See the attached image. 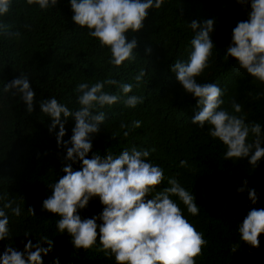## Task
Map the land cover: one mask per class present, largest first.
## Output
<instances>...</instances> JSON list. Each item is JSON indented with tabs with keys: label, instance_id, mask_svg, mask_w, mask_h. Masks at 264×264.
<instances>
[{
	"label": "trees",
	"instance_id": "1",
	"mask_svg": "<svg viewBox=\"0 0 264 264\" xmlns=\"http://www.w3.org/2000/svg\"><path fill=\"white\" fill-rule=\"evenodd\" d=\"M72 15L69 0H58L53 10L46 12L26 0H13L9 13L0 17L11 26L10 31L21 33L19 38L0 36V195L14 199L22 208L20 217L10 215L11 240L0 241V253L9 243L23 250V235L29 231L32 235L27 239L33 243L41 235L54 241L52 252L43 257L44 264H51L54 257H59L61 264H114L102 253L74 249L67 233L60 234L56 229L59 217L42 209L43 200L52 193L49 184L64 175L61 169L70 162L64 160L66 149L57 145L59 126L49 132L51 120L41 112L38 101L55 95L75 108L73 89L78 83L115 78L135 84L133 77L143 70L145 76L133 93L142 95L144 103L135 109L122 104L106 109L105 124L92 136V152L118 154L133 144L155 147L152 158L165 169V175L175 174L187 190L192 189L196 203L202 207L196 217L185 212L208 240L203 255L196 258L197 264H264V233L258 237L259 247L242 243L236 252L231 251L233 244L241 243L237 227L250 207L264 208V158L255 168L248 158L225 161L223 145L208 137L207 126L199 129L191 124L199 110L196 100L184 92L169 69L176 59L188 57L193 33L187 24L214 20L210 38L218 49L214 50L211 67L198 79L219 81L227 89L225 106L230 108L229 101L234 98L244 105L248 119L264 124V98L253 100L248 96L249 91H259L256 83L250 75L234 71L235 59L227 61L224 56L232 29L238 21L247 19L246 11L236 0H166L161 8L149 10L141 30L126 33L127 40H137V59L119 69L111 65L108 49L101 48L95 38L76 25ZM25 24L31 25V30L24 28ZM148 48L150 53L145 51ZM20 73L29 76L35 92L37 102L32 113L26 111L19 97L3 92L4 84ZM106 89L117 91L108 85ZM133 120L142 121V126L125 137L127 129L120 125ZM74 125V118H68L64 141L70 139ZM182 159L190 167H179ZM80 166V162L72 165L73 170ZM244 180L260 194L254 206L247 192L236 191ZM165 186L162 182L157 188ZM29 207L34 215L28 212ZM101 210L99 198L94 197L78 212L84 218Z\"/></svg>",
	"mask_w": 264,
	"mask_h": 264
},
{
	"label": "clouds",
	"instance_id": "2",
	"mask_svg": "<svg viewBox=\"0 0 264 264\" xmlns=\"http://www.w3.org/2000/svg\"><path fill=\"white\" fill-rule=\"evenodd\" d=\"M26 3L46 12L53 10L58 0H26ZM165 3L166 0H69L72 21L95 38L101 48L108 49L110 63L117 69L126 68L137 59V40H127L126 33L141 30L149 10L159 9ZM236 3L246 11L247 19L238 21L232 29L224 56L227 61L235 59L234 71L252 77L259 91H249L248 96L259 100L264 98V0H236ZM12 5L13 0H0V17L9 13ZM187 25L193 33L188 57L176 59L169 69L184 92L196 100L199 110L192 116L191 124L199 129L207 126L208 137L223 145L225 161L248 158L255 168L264 158V124L248 119L244 105L234 98L229 101L230 108L225 106L227 89L219 81H199L214 62V50L218 49L210 38L214 20L199 23L193 20ZM10 27L0 21V36L19 38L21 33L10 31ZM23 27L31 30L29 24ZM145 51L150 53L151 49ZM144 76L143 70L137 73L133 77L135 84L115 78L78 83L73 89L75 108L60 102L55 95L38 101L41 112L51 120L49 132L59 126L57 145L66 149L64 160L70 162L61 169L64 175L49 184L52 193L43 200L42 209L59 217L56 229L60 234L67 233L74 249L102 253L114 264H197L196 258L203 255L208 240L188 215L198 216L202 207L196 203L192 189L187 190L175 174L165 175V169L152 158L155 147L133 144L118 154L92 152V136L105 124L106 109L118 104L135 109L144 103L142 95L133 93ZM106 85L117 91L107 90ZM3 92L19 97L26 104V111L33 112L37 101L28 75L20 73L18 78L5 83ZM68 118H74L75 125L70 139L64 141ZM141 126L140 120L120 125L127 129L125 137ZM77 162L80 169L73 170L72 165ZM178 166L190 167L186 159L180 160ZM162 182L166 186L158 190ZM236 191L247 192L253 206L260 199L257 190L248 187L247 180ZM94 197L99 198L102 210L82 218L78 209H85ZM27 210L34 215L31 207ZM21 214L20 204L0 195V241L11 240L10 215ZM237 231L241 243L231 246L232 253L242 243L259 247L258 237L264 233V208L250 207ZM30 235L31 232L25 231L23 250L7 244L0 253V264H44L43 257L52 252L54 241L41 235L33 243L27 239ZM51 264H61L59 257H54Z\"/></svg>",
	"mask_w": 264,
	"mask_h": 264
}]
</instances>
